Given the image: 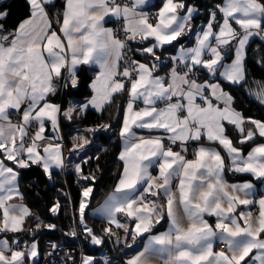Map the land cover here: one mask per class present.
<instances>
[{"label": "snow or ice", "instance_id": "6c2138e0", "mask_svg": "<svg viewBox=\"0 0 264 264\" xmlns=\"http://www.w3.org/2000/svg\"><path fill=\"white\" fill-rule=\"evenodd\" d=\"M15 2L24 15L9 27L13 0H0V264H39L35 234L56 228L24 203L22 170L36 167L53 181L69 164L62 124L102 114L117 97L120 167L95 210L100 235L86 223L98 177L84 166L100 157L89 154L85 133L112 124L77 131L68 149L79 157L84 241L122 245L130 251L121 264H264V119L245 116L235 96L248 84L251 44L264 42V0H211L201 25L189 0H162L152 14L148 0ZM166 46L177 51L166 56ZM82 70L93 72L88 95L67 107L54 102L79 91ZM254 83L248 95L264 107V81ZM48 211L59 215L60 202Z\"/></svg>", "mask_w": 264, "mask_h": 264}, {"label": "trees", "instance_id": "16d2710c", "mask_svg": "<svg viewBox=\"0 0 264 264\" xmlns=\"http://www.w3.org/2000/svg\"><path fill=\"white\" fill-rule=\"evenodd\" d=\"M7 2V0H6ZM190 3L196 4L201 15L194 21L195 24L205 21V7L211 3V0H189ZM161 3V0H154L152 7H157ZM24 15V9L13 0V8L11 10V18L8 20V26L15 25ZM191 41L187 37L184 38V44H189ZM168 48L167 53H172L176 49L171 46ZM165 53V54H167ZM140 59L139 56H137ZM264 59V42H260L258 39L255 43L251 44L249 51L247 52V66H248V84L243 88L237 87L235 96L237 99V107L245 114V116L255 117L257 119H264V107H261L253 98L249 97L248 89L254 88L256 81H264V67L261 66L258 61ZM80 76L83 79V86L79 91H73L69 95L64 93L57 96L54 101L65 104L70 99H80L88 95L87 84L91 79V74L88 71L82 70ZM121 99H116L115 105L109 107L104 113L89 112L85 118L78 120L72 124L64 122L62 124V134L64 136L65 145L67 148H71L73 134L77 131L83 132L85 128L100 126L104 123H111L112 129L119 126L117 120L120 119V115H117L121 109H118L116 105L121 104ZM90 138L93 137L94 142L88 148L90 155H98L99 160L93 159L91 162V168L88 165L84 166L85 173L89 170L96 173L98 179L95 183L93 197L87 212L86 223L89 227H92L98 235L101 234V229L104 227L102 221L93 218L89 215V212L94 207L98 206L106 195L113 189L117 176L120 162L117 160L119 152V137L112 138L111 131L109 132H97L94 136L90 133H85ZM97 164L100 165V169L97 171ZM76 176L73 169H66L61 174H58L53 181H49L40 169L33 167L29 170H22L21 191L25 195L24 203H26L33 213L39 214L41 220L44 223L55 224L54 231L42 229L36 232L34 239L38 243L40 252L43 250V243L45 238H51L55 241L69 244L73 242V237L65 235V233L72 231V209H76L80 202V187L76 182ZM235 179H238L235 177ZM83 183V181H81ZM59 201L61 204V211L59 215L54 216L48 208L51 205ZM32 218H29V223ZM165 226V225H164ZM159 228V226H157ZM162 228H159V230ZM22 238L32 240L33 237L30 234L21 233ZM121 246H117L112 242L106 243L105 246L96 248L90 246L84 241L83 249L86 255H94L98 260L107 257L112 261V264H121L122 260L126 259L125 251L119 250ZM40 264V262H39Z\"/></svg>", "mask_w": 264, "mask_h": 264}, {"label": "built area", "instance_id": "2783aa9c", "mask_svg": "<svg viewBox=\"0 0 264 264\" xmlns=\"http://www.w3.org/2000/svg\"><path fill=\"white\" fill-rule=\"evenodd\" d=\"M150 14L154 13V11L149 12ZM112 26V25H110ZM63 93V92H62ZM61 93V94H62ZM123 99V98H122ZM121 99V103H122ZM118 128L115 127L111 130L112 138L117 137ZM94 142L93 137L91 138ZM93 144V143H92ZM68 151H65V156ZM76 182L78 187L81 186V181H78L76 178ZM79 213H78V206L76 209H72V230L77 231V237L73 238V242L69 244H64L58 241H55L51 238H45L43 243V250L41 252V256L39 259L40 264H64L65 260L68 257H74L76 261H79L84 253L83 249V233L80 232V225H79ZM52 244L57 245L58 247L55 250V255L50 256L48 255L49 252H52ZM220 250H224L223 246L221 245ZM68 264H72L71 260H68Z\"/></svg>", "mask_w": 264, "mask_h": 264}, {"label": "crops", "instance_id": "0c3cea01", "mask_svg": "<svg viewBox=\"0 0 264 264\" xmlns=\"http://www.w3.org/2000/svg\"><path fill=\"white\" fill-rule=\"evenodd\" d=\"M153 2H154V0H148V5H147V7H146V10H147L148 12H151V11L156 12V11L158 10L159 6H160L161 3H162V0H161V3H160L157 7H156V6H155V7H152V6H151V5L153 4ZM204 22H205V21L199 22V23L196 24V25H201V24L204 23ZM109 26H110V25H109ZM191 43H192V41H191L189 44H185V46H186V47H187V46H191ZM176 51H177V49H176L174 52H172V53H167V54H165V55H166V56H168V55H174ZM89 72H90V74H91V78H92V76H93V72H92L91 70H89ZM90 82H91V79H90L89 83H90ZM117 98H118V97H117ZM83 99H84V98H80V99H70V100H68V101L65 102L64 106L67 107L69 101H71L73 104H76V103H79L80 101H82ZM54 102H57V101H54ZM57 103H60V102H57ZM120 111H121V113H120V119H122V109H121ZM253 118H255V117H253ZM255 119H257V118H255ZM65 122H66V121H65ZM118 128H119V126H118ZM48 132H49V134H51L50 129L48 130ZM61 134H62V131H61ZM62 135H63V134H62ZM73 135H75V134H73ZM64 144H65V141H64ZM68 149H69V148H67L66 145H65V151H68ZM66 158H68V161H69V164H68V168H67V169H73V164L79 159V157L76 156V155H70L69 152H67V154H66ZM65 171H66V170H65ZM226 179H228L229 182H236V181H237V179H235V176H233L231 173H229V174L226 176ZM258 190H259V191H264V186H261ZM111 191H112V190H111ZM111 191H110V192H111ZM107 195H108V194H107ZM107 195H106V197L102 200V202H101L98 206H96V207H94L93 209L90 210L89 215H90L91 217L96 218V219L102 221L101 218H100L98 215L95 214V210H96L97 208H99L101 204L104 203L105 199L107 198ZM166 227H167V225L165 224L164 228L160 229V231L165 230ZM21 237H22V236H21ZM23 239H24V238H23ZM28 241L31 242V240H28ZM36 242H37V241H36ZM140 247L142 248V245H140ZM39 259H40V258H39ZM154 264H155V262H154Z\"/></svg>", "mask_w": 264, "mask_h": 264}, {"label": "rangeland", "instance_id": "374dc122", "mask_svg": "<svg viewBox=\"0 0 264 264\" xmlns=\"http://www.w3.org/2000/svg\"><path fill=\"white\" fill-rule=\"evenodd\" d=\"M94 127H99V126H94ZM90 134H91V133H90ZM78 207H79V205H78ZM78 218H79V216H78ZM89 245L92 246L91 244H89ZM83 255H86V254L83 253ZM98 257L101 258V259H103L101 255H99ZM104 258H105V257H104Z\"/></svg>", "mask_w": 264, "mask_h": 264}]
</instances>
